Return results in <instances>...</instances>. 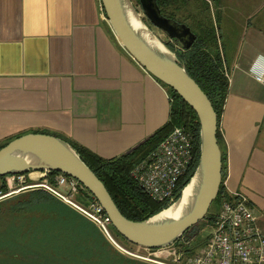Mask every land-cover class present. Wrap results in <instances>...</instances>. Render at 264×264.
I'll list each match as a JSON object with an SVG mask.
<instances>
[{
  "label": "crops",
  "instance_id": "0c3cea01",
  "mask_svg": "<svg viewBox=\"0 0 264 264\" xmlns=\"http://www.w3.org/2000/svg\"><path fill=\"white\" fill-rule=\"evenodd\" d=\"M210 3L229 78L224 186L248 199L264 233V83L249 71L264 72V0ZM100 5L0 0V145L47 133L111 160L169 121L168 90L124 49Z\"/></svg>",
  "mask_w": 264,
  "mask_h": 264
},
{
  "label": "water",
  "instance_id": "95a60500",
  "mask_svg": "<svg viewBox=\"0 0 264 264\" xmlns=\"http://www.w3.org/2000/svg\"><path fill=\"white\" fill-rule=\"evenodd\" d=\"M101 3L124 49L151 76L174 90L196 113L200 125V159L194 175L177 200L143 221L126 218L105 184L83 162L77 150L53 135L29 133L10 141L0 150V178L29 172L65 174L79 181L100 203L114 230L127 242L147 249L168 247L183 239L191 228L207 218L223 181V154L217 138L218 115L211 101L176 54L149 27L154 26L171 40L180 41L185 49L193 46L197 36L186 24L163 16L156 0H139L138 9L134 8L131 0H101ZM129 10L140 16L144 31L132 25ZM190 186L193 193L183 212L176 217H160L182 200Z\"/></svg>",
  "mask_w": 264,
  "mask_h": 264
},
{
  "label": "built area",
  "instance_id": "2783aa9c",
  "mask_svg": "<svg viewBox=\"0 0 264 264\" xmlns=\"http://www.w3.org/2000/svg\"><path fill=\"white\" fill-rule=\"evenodd\" d=\"M100 6L105 14L102 3ZM249 71L257 81L264 83V72L257 65ZM196 156L193 134L177 127L133 169L131 177L153 201L172 204L180 195L181 182L194 168ZM40 188L82 214L118 250L132 259L168 264L163 260L173 255L172 264H264V233L259 226V218L248 199L240 193L228 194L223 200L211 233L203 237L199 246L193 248L190 244L179 248L173 244L160 249L135 246L127 250L113 238L111 219L100 203L79 181L65 174L29 172L0 178V202ZM78 194L87 200L86 205L75 200Z\"/></svg>",
  "mask_w": 264,
  "mask_h": 264
},
{
  "label": "trees",
  "instance_id": "16d2710c",
  "mask_svg": "<svg viewBox=\"0 0 264 264\" xmlns=\"http://www.w3.org/2000/svg\"><path fill=\"white\" fill-rule=\"evenodd\" d=\"M133 1L139 2V0ZM156 1L163 16L178 23L186 24L196 34L197 39L193 46L189 49H185L176 40H171L170 42L164 43L186 66L190 76L197 82L204 93L208 96L218 115V123L220 124V119L224 112L225 102L229 93V78L220 48L219 36L210 13L209 3L205 4V6L196 5V11L189 12L186 15V19L192 21L193 26H190L186 21L177 19L176 16L177 12L183 10L184 8L186 10V8L190 7L188 6L190 0ZM183 17L185 16L183 15ZM163 86L168 90L171 99L169 121L152 136L135 147L131 152L118 158L105 160L96 156L84 147L72 141L61 138L67 141L75 150H77L83 162L105 184L123 215L132 221L147 220L170 205L157 203L150 199V197L147 196V194L139 187L137 182L131 177V172L139 163L146 160L175 128L180 127L190 131L194 136L197 148L195 166L189 175L181 182L180 191L184 189L191 177L194 175L200 159V125L196 113L174 90L165 85ZM217 138L222 150V138L219 128ZM9 142L1 144L0 150ZM222 154L223 181L218 197L211 206V208L216 206V212L212 216L210 214V208L207 218L200 221L196 226L191 228L183 238L186 236H196L199 234L198 232H200L201 227L203 229L206 227L205 225L213 226L216 223L222 202L228 197L224 186L226 157L223 151ZM49 203H52V206H58L64 210V205L60 204L46 190L41 188L32 189L0 202V211L4 210L10 213L11 216H13V214L15 216H26L29 215V212H33L31 208L40 204L49 205ZM33 214H36V212H33ZM39 217L46 220L49 219V217H52L53 219L65 218V216L62 217L57 211H46L45 213L37 212V218ZM200 244H202V242ZM89 246V249L94 248V244H89ZM91 251H94V249Z\"/></svg>",
  "mask_w": 264,
  "mask_h": 264
},
{
  "label": "rangeland",
  "instance_id": "374dc122",
  "mask_svg": "<svg viewBox=\"0 0 264 264\" xmlns=\"http://www.w3.org/2000/svg\"><path fill=\"white\" fill-rule=\"evenodd\" d=\"M131 2L134 8L138 9L139 2L133 0ZM207 3H209L213 19V14L216 13L214 12L215 7L210 5V0H190L188 5L190 7L177 12V19L186 21L188 25L193 26L192 21L186 19V15L189 12H195L196 5L205 6ZM140 15L143 16L142 13ZM149 29L160 41H171L166 33L154 26H150ZM55 199L64 205L65 211L61 207L52 206V203L35 206L31 210L36 214L29 212V215L26 216H15L14 214L11 216L4 210L0 211V264H153L135 260L123 254L96 225L74 208L57 198ZM75 200L84 205L88 203L80 194L76 195ZM46 211H57L65 218L53 219L49 217L47 220L41 219V217L37 218V212L45 213ZM215 212L216 206H213L210 214L213 216ZM205 226L203 229L201 227L199 234L186 236L175 246L181 248L180 246L185 247L191 244L192 247H196L203 241V237L211 233L214 227V225ZM111 230L113 238L119 245L127 250L134 249L135 246L122 238L114 228ZM89 244H94V251L89 249ZM173 260L174 256L172 255L163 261L172 264Z\"/></svg>",
  "mask_w": 264,
  "mask_h": 264
},
{
  "label": "bare ground",
  "instance_id": "6f19581e",
  "mask_svg": "<svg viewBox=\"0 0 264 264\" xmlns=\"http://www.w3.org/2000/svg\"><path fill=\"white\" fill-rule=\"evenodd\" d=\"M129 17H130L132 25L136 29H139L140 31L145 30L144 25L141 23L140 16L137 15L134 12V10L133 11L129 10ZM192 193H193V188L192 186H190L185 190L182 200L179 203L173 205L171 208L165 210L160 217H176L180 215L185 209L186 203L190 200Z\"/></svg>",
  "mask_w": 264,
  "mask_h": 264
},
{
  "label": "flooded vegetation",
  "instance_id": "af4514ba",
  "mask_svg": "<svg viewBox=\"0 0 264 264\" xmlns=\"http://www.w3.org/2000/svg\"><path fill=\"white\" fill-rule=\"evenodd\" d=\"M176 41H178V40H176ZM179 43H180V41H178ZM181 44V43H180Z\"/></svg>",
  "mask_w": 264,
  "mask_h": 264
}]
</instances>
